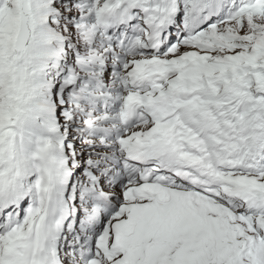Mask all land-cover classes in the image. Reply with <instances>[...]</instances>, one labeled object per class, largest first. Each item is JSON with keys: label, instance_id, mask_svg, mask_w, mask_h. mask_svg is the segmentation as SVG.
I'll return each mask as SVG.
<instances>
[{"label": "snow or ice", "instance_id": "obj_1", "mask_svg": "<svg viewBox=\"0 0 264 264\" xmlns=\"http://www.w3.org/2000/svg\"><path fill=\"white\" fill-rule=\"evenodd\" d=\"M0 264H264V0H0Z\"/></svg>", "mask_w": 264, "mask_h": 264}]
</instances>
